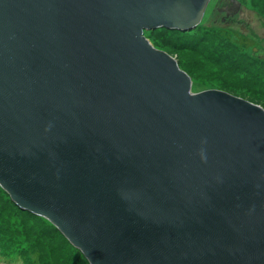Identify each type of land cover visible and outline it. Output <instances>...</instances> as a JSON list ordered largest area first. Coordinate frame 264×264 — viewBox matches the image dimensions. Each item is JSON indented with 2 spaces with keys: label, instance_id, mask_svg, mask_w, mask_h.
<instances>
[{
  "label": "water",
  "instance_id": "95a60500",
  "mask_svg": "<svg viewBox=\"0 0 264 264\" xmlns=\"http://www.w3.org/2000/svg\"><path fill=\"white\" fill-rule=\"evenodd\" d=\"M209 1L0 0V186L90 264H264L263 103L143 35Z\"/></svg>",
  "mask_w": 264,
  "mask_h": 264
},
{
  "label": "rangeland",
  "instance_id": "374dc122",
  "mask_svg": "<svg viewBox=\"0 0 264 264\" xmlns=\"http://www.w3.org/2000/svg\"><path fill=\"white\" fill-rule=\"evenodd\" d=\"M236 1L238 11L227 16L218 8L229 0H210L190 31L156 27L143 35L178 57L192 89L223 91L264 109V0ZM0 264L90 263L53 224L22 209L0 186Z\"/></svg>",
  "mask_w": 264,
  "mask_h": 264
},
{
  "label": "flooded vegetation",
  "instance_id": "af4514ba",
  "mask_svg": "<svg viewBox=\"0 0 264 264\" xmlns=\"http://www.w3.org/2000/svg\"><path fill=\"white\" fill-rule=\"evenodd\" d=\"M239 6H240V4L236 0H229V2H227V4H224L222 7H219L218 9H219V11L223 12L227 16H231L236 11H238ZM222 19H224V18H222Z\"/></svg>",
  "mask_w": 264,
  "mask_h": 264
},
{
  "label": "trees",
  "instance_id": "16d2710c",
  "mask_svg": "<svg viewBox=\"0 0 264 264\" xmlns=\"http://www.w3.org/2000/svg\"><path fill=\"white\" fill-rule=\"evenodd\" d=\"M173 31H176V30L173 29ZM154 41H155V43H158V41L156 39H154ZM160 46L162 47V45H160Z\"/></svg>",
  "mask_w": 264,
  "mask_h": 264
}]
</instances>
